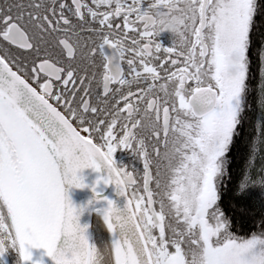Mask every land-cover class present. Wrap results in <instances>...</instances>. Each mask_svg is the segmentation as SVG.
Masks as SVG:
<instances>
[{"label": "snow or ice", "instance_id": "1", "mask_svg": "<svg viewBox=\"0 0 264 264\" xmlns=\"http://www.w3.org/2000/svg\"><path fill=\"white\" fill-rule=\"evenodd\" d=\"M173 3L0 0V260L264 264V215L238 235L221 206L247 125L232 196L264 209V0ZM88 167L103 174L77 206L65 183L85 187ZM89 206L110 241L90 242Z\"/></svg>", "mask_w": 264, "mask_h": 264}, {"label": "water", "instance_id": "2", "mask_svg": "<svg viewBox=\"0 0 264 264\" xmlns=\"http://www.w3.org/2000/svg\"><path fill=\"white\" fill-rule=\"evenodd\" d=\"M80 174L83 175L84 177V181L86 185L85 187L81 188V187H77L76 185H69L65 183L67 196L70 197L73 204L77 206L86 204L88 200L93 197L94 193L90 186L95 183L96 178L98 176L103 174V170L96 171L95 169L88 167L82 169ZM97 188L103 189V192L101 193L102 195L108 196L109 198L115 200L121 206L123 205L125 198L117 194L115 190L116 189L115 184L105 185L103 181H101L100 184L97 185ZM106 203L107 201L99 202V204H105V205ZM99 204L96 206H99ZM92 208L93 206H89V208H86L83 211V213L80 215V223L89 225L88 234H89L90 242H93V222L95 217L98 218L101 224L103 225L106 232L107 241H110L112 239V233L107 229L106 225L103 223L102 217L94 210H91ZM31 251L33 253V260L42 259L44 264H55V261H53L52 258L47 255L46 249L37 248L33 246L31 248ZM23 264H32V261H26L23 262Z\"/></svg>", "mask_w": 264, "mask_h": 264}, {"label": "trees", "instance_id": "3", "mask_svg": "<svg viewBox=\"0 0 264 264\" xmlns=\"http://www.w3.org/2000/svg\"><path fill=\"white\" fill-rule=\"evenodd\" d=\"M247 135V125L245 130L242 131L241 141L233 150L231 164L229 165V171L231 174L230 180L221 187V206L226 212L234 218L233 230L238 235L250 234L252 231H256L259 228L260 216L264 215V209H261L258 204H253L250 200H244L241 203L247 206L246 211H242L239 205H236L232 196V188L239 178L243 164L246 149L243 143V136Z\"/></svg>", "mask_w": 264, "mask_h": 264}, {"label": "flooded vegetation", "instance_id": "4", "mask_svg": "<svg viewBox=\"0 0 264 264\" xmlns=\"http://www.w3.org/2000/svg\"><path fill=\"white\" fill-rule=\"evenodd\" d=\"M150 0H145V5H147ZM175 38V34L171 30L165 29L157 39L166 46H171L172 41ZM114 157L117 160L118 164L128 165L129 167H141L142 162L136 158L135 154L131 152L130 149L118 148L114 153ZM19 257L18 252L15 249H9L3 258L0 260V264H16Z\"/></svg>", "mask_w": 264, "mask_h": 264}, {"label": "rangeland", "instance_id": "5", "mask_svg": "<svg viewBox=\"0 0 264 264\" xmlns=\"http://www.w3.org/2000/svg\"><path fill=\"white\" fill-rule=\"evenodd\" d=\"M93 232H94L95 243H96L97 245H101V244H102V243H101V237H99V236H100V233L102 232V224H101V222H100L99 220H97L96 218H95V220H94V228H93ZM98 237H99V239H98Z\"/></svg>", "mask_w": 264, "mask_h": 264}, {"label": "clouds", "instance_id": "6", "mask_svg": "<svg viewBox=\"0 0 264 264\" xmlns=\"http://www.w3.org/2000/svg\"><path fill=\"white\" fill-rule=\"evenodd\" d=\"M178 3H187V0H174L173 7H175Z\"/></svg>", "mask_w": 264, "mask_h": 264}]
</instances>
